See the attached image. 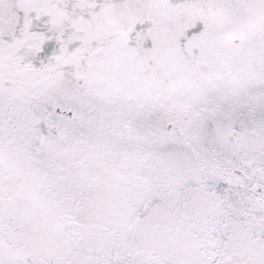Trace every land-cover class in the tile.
<instances>
[{"label": "snow or ice", "instance_id": "6c2138e0", "mask_svg": "<svg viewBox=\"0 0 264 264\" xmlns=\"http://www.w3.org/2000/svg\"><path fill=\"white\" fill-rule=\"evenodd\" d=\"M0 264H264V0H0Z\"/></svg>", "mask_w": 264, "mask_h": 264}]
</instances>
